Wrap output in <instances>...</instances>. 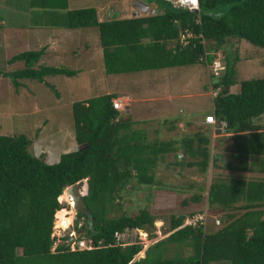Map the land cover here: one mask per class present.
<instances>
[{
	"label": "trees",
	"instance_id": "16d2710c",
	"mask_svg": "<svg viewBox=\"0 0 264 264\" xmlns=\"http://www.w3.org/2000/svg\"><path fill=\"white\" fill-rule=\"evenodd\" d=\"M26 1L30 20L16 22L19 27H96L105 73L203 64L208 70L206 88L214 95L210 109L187 122H198L199 129L180 141L148 140L144 130L133 127L126 110L123 115L113 107L117 94L112 92L72 102L77 148L61 153L54 163L45 160L44 152H34L39 128L34 137L0 134V264H264V179L215 180L207 200L209 210L219 213L222 226L206 231L200 221L185 224L189 216L206 209L205 194H195L191 200L202 206L171 214V233L150 245L138 259L134 257L142 244L134 241L121 246L115 243L114 233L125 229L152 233L158 213L144 208L110 215L122 205L132 182L147 187L156 183L157 163L169 153L181 150L179 164L198 166L203 172L211 162L218 165L224 154L221 150L211 153L210 130L220 143L230 140L231 157L242 162L234 165L229 161L228 168L264 173V75L238 81L236 69L240 40L264 47V0H199V11L174 7L166 0H140L148 5L146 12L102 18L95 7L69 8L68 0ZM20 2L7 0L6 14L18 16ZM2 12L0 28L7 25ZM184 30L194 36L183 46L178 39ZM43 53L44 48L14 54L8 62L22 61L24 66L0 71V76L11 77L19 86L22 79L43 82L46 76L77 73L64 66L39 63ZM217 58L221 68L215 73L211 65ZM236 84L239 88L234 89ZM207 116L215 122L206 123ZM167 121L163 120V125ZM176 121L171 119L168 128L174 129ZM187 157L193 159L187 161ZM75 183L88 187L85 201L92 223L77 212L73 227L83 219L84 236L92 238L94 244L90 249H70V227L52 235L56 214L64 209L59 197ZM242 210L237 215L236 211ZM171 243L184 244L191 253L167 258L164 254Z\"/></svg>",
	"mask_w": 264,
	"mask_h": 264
},
{
	"label": "rangeland",
	"instance_id": "374dc122",
	"mask_svg": "<svg viewBox=\"0 0 264 264\" xmlns=\"http://www.w3.org/2000/svg\"><path fill=\"white\" fill-rule=\"evenodd\" d=\"M6 1L0 0V11L3 10L2 16L7 21V25H4V28L0 31V71L3 72L17 70L24 66L22 61L14 63L7 61L9 57H12L11 55L15 50H22L23 48L16 47L14 52H11V49H6L5 53L2 48L13 45L10 39L12 36L11 32L13 30L18 31L16 22L24 23L30 20V16L25 10L27 8L26 0H20L21 2L18 4V16L6 14L8 13V11L4 10L7 7ZM141 1L146 2V0ZM135 2L136 0H68V6L69 8L95 7L100 13V18H102L115 14L129 15L137 10ZM148 3L151 6L153 5L151 2ZM15 9L16 7L12 8V10ZM87 29L92 30V32L88 34ZM52 30L54 32L60 31L61 34L64 33V39L59 37L61 40L60 44L62 42L68 47L75 45L77 48H73V52L68 51L70 56L67 62L62 60L61 62L65 63L62 64L60 61L57 62L61 57L60 53L58 59L50 58V56H53L52 45H50L45 54L43 53L41 60H39L40 63L46 65H53L54 63L58 65L61 63L59 66L71 68L77 73L72 76H46L43 82L35 79H22L19 86L13 84L11 77L0 76V134L2 135L18 136L23 133L29 137H34L36 130L39 128L36 138L39 135H43L45 141L52 139L49 144L56 146L54 156L60 157L62 151L60 147L64 145V138L67 141L73 137L71 135V130L74 128L71 101L99 96L114 89L137 93L148 92L146 93L147 98L151 96L148 95L149 93L154 94L156 92L159 95L163 91L171 90V99H160L154 102V105L148 101L141 102L137 105V114L133 116L138 118L139 121L135 127H141L146 132L148 140L157 138L180 141L184 135L196 131L198 124L196 122V125L189 126L183 123L200 116L212 106L211 101L214 92L212 93L213 90L211 88L210 90L206 88L208 70L203 64L107 74L103 67L101 47L97 42L96 32L98 30L96 27H81L77 28V31H74V29ZM52 30L44 27L32 31L33 41L30 42L32 48L27 49H35L34 40L37 37L47 38ZM42 41L46 40L43 39ZM237 46L239 47L240 55L236 65L238 81L262 77L264 75V47L253 45L243 39L238 42ZM236 87L239 88V84H236L234 89ZM208 91H210V95ZM201 92H205L204 95ZM183 94L191 96H184ZM120 102L122 103L120 110H122L121 113L124 115L125 108L127 104H130V100L123 99ZM171 119L177 120L174 129L168 128ZM163 120H168L165 125H163ZM60 128L69 129V133L63 139L57 140L54 134L50 137L47 136V132L51 133V131ZM210 132L212 137L211 153L214 154L221 150L224 154L223 160L219 161L218 165H214L211 162L208 171L203 172L198 166L189 167L186 163L179 164L182 161L180 158L183 156L181 150L176 153H169L164 156L162 161L157 163L156 183L151 187H147L145 185L137 186L135 182H132L127 188L122 205H117L112 210L111 216H118L122 213H135L144 208H150L152 213H158L154 221V229L151 230L152 233L143 229L134 231V234L135 232L136 234L133 241L142 244L141 251L135 255L134 259L143 256V252L150 245L166 238L171 233L169 229L171 214L188 213V211L202 206L201 203L191 200L195 194H205L204 208L206 209L204 212H197L193 215L206 214V217L202 220L206 231L220 228L222 221L219 213L209 210L210 205L207 200L208 190L215 180L234 177L264 179V173L258 170L240 171L228 168L226 165L229 161H233L234 165H241L242 162L233 160L231 157L233 151L228 150L232 146L230 140H227L226 144L220 143L218 135L214 134L215 131L210 130ZM42 144L44 145L45 143ZM43 145L36 144L34 149L36 146L37 149L34 152L37 154L40 149L43 150L45 148ZM177 155L179 157H176ZM186 159L190 161L193 158L187 157ZM48 160L54 163L53 160ZM257 162L259 167L261 162L259 160ZM133 184L136 185V188L133 187ZM64 209L68 211L61 210L59 211L60 213L56 214L53 224V236H58L71 221L73 210ZM64 211L65 216L63 218L66 221L62 222V213ZM236 212L239 215L244 210ZM189 218L191 217L189 216ZM216 219H219L218 224L215 222ZM17 253L20 254V251H17ZM190 253V247L184 244L171 243L168 244V249H166L164 256L170 258L187 256Z\"/></svg>",
	"mask_w": 264,
	"mask_h": 264
},
{
	"label": "crops",
	"instance_id": "0c3cea01",
	"mask_svg": "<svg viewBox=\"0 0 264 264\" xmlns=\"http://www.w3.org/2000/svg\"><path fill=\"white\" fill-rule=\"evenodd\" d=\"M4 27H1L0 28V31L1 29H3ZM37 29H41V28H34V27H29V26H26V25H22L21 27L17 26V30L18 31H15L13 30L11 33H12V36H11V39L10 41L12 42L13 45H8L9 47H6V48H2V50H4V53H5V50L6 49H11V52H14V48L16 47H21L23 48L22 50H15V52L11 55L13 56L14 54H17L19 52H22V51H25V50H28L27 48H32L31 47V41H33V33L32 31L34 30H37ZM52 29H58V30H61V28H50V30ZM74 31H77V29H74ZM87 32L88 34H90L92 32V30H88L87 29ZM74 33V32H73ZM63 34H61V32H54L53 30L48 34V37H44V38H41V37H37L35 40H34V46H35V49H29V50H38V49H41V48H44V54L45 52L47 51V49H49V46L52 45V51H53V56H50V58H53L54 60L58 59V55L59 53L61 54V57L60 59L57 60V62H61L62 60H65L67 62L68 58H69V54H68V51H71L73 52V48H77V46H73V47H68L66 45H64L62 42L61 44L59 43L61 40L59 37H62L63 38ZM35 35H37V33H35ZM76 35V34H75ZM96 37H97V42H98V45L101 47L100 45V42H99V36H98V32H96ZM43 39H45L46 41H42ZM64 39V38H63ZM81 39V38H80ZM3 40V39H2ZM47 41H50V42H47ZM75 41V39H74ZM55 51H58V52H55ZM101 51H102V47H101ZM11 58V57H9ZM8 58V59H9ZM7 59V61H8ZM41 60V59H40ZM56 62V63H57ZM40 63V61H39ZM62 64H65L63 62H61ZM60 63V64H61ZM60 64L58 65H55V63L53 64V66H59ZM79 67V65H78ZM71 69V68H69ZM147 71V70H145ZM147 91V90H145ZM116 93L117 94V97L114 98V99H118V100H123V99H129L130 100V104H127L125 110L127 111V114L130 115V118L131 120L134 122L133 124V127H135L136 124H138V118H136L135 116H133L134 114H137V105L141 102H150L154 105V102L160 100V99H171V90H166V91H163L162 93H160L159 95L156 94V92L154 94H148V95H151L147 98V94L148 92H131V91H121L120 89H114V90H110L106 93ZM205 92H201V94L204 95ZM209 95H210V91H208ZM184 96H191V95H185L183 94ZM82 99H86V98H82ZM81 99V100H82ZM73 102V101H71ZM45 122V121H44ZM198 123V122H197ZM197 123H194V125H196ZM183 124H189L190 125H193V124H190V123H183ZM199 126L200 124L198 123L197 124V129H199ZM194 128V127H192ZM139 129H142L141 127H139ZM72 131V134L73 137L71 140H67L66 141V138L65 135L69 133V129L68 128H64V129H56L55 131H51L50 132H47V136H52L53 134L55 135L54 137H57V140H60V139H63L64 138V145L63 147H60L62 149L61 153L62 152H68V151H72V150H75L77 148V143L75 141V138H74V128ZM70 135V136H71ZM36 141H34V146L37 144V145H43L42 143H45L43 146L45 147L43 150H39L37 152V154L39 153H42V152H45V155H46V161L51 163L48 159H51L53 160V162H56L59 157H55L54 154L56 151H54V149L56 148L55 145H50L49 142H52V139H48V140H44L43 138V135H39L38 138L35 139ZM37 149V146L36 148ZM64 224V223H63Z\"/></svg>",
	"mask_w": 264,
	"mask_h": 264
},
{
	"label": "built area",
	"instance_id": "2783aa9c",
	"mask_svg": "<svg viewBox=\"0 0 264 264\" xmlns=\"http://www.w3.org/2000/svg\"><path fill=\"white\" fill-rule=\"evenodd\" d=\"M167 2H169L172 6L174 7H181L184 9H188L190 11H199V0H166ZM193 33L189 30H184L179 34V39L178 42L181 45H186L189 41L188 39L190 37H193ZM204 43V39L201 40ZM219 54V53H217ZM205 59V58H204ZM210 65V64H209ZM212 69L215 73H217L218 69L221 68V63L219 61V58H217V60H214V62L212 63ZM113 107L115 109H120L122 107V103L118 100V99H113L112 101ZM206 123H214V117L212 116H207L205 119ZM87 179H85L86 181ZM69 187V186H68ZM65 188L64 191V200H61L62 203H67L69 205H73L74 204V197L72 194H70L67 190V188ZM79 192L80 194L84 197L88 194V187L86 184L79 186ZM204 215L198 214V215H193L191 216V218H187L185 221V224H195L196 222L200 221L201 223L202 220H204V218L206 217ZM217 224L219 223V219H216L215 221ZM134 231H136V229H134ZM134 231L131 232L128 229H125L124 231L120 232V231H116L114 233V237H115V243L119 244L121 246H125L128 245L133 241V238L135 237ZM70 239H69V246L71 250H81V249H90L92 247H94L93 244V240L90 237L84 238V237H76L75 236V231L72 229L70 232ZM134 234V235H133Z\"/></svg>",
	"mask_w": 264,
	"mask_h": 264
},
{
	"label": "water",
	"instance_id": "95a60500",
	"mask_svg": "<svg viewBox=\"0 0 264 264\" xmlns=\"http://www.w3.org/2000/svg\"><path fill=\"white\" fill-rule=\"evenodd\" d=\"M136 11L134 14H138L139 11L146 12L148 10V5L141 2L140 0H137L135 2ZM154 11V10H152ZM68 192L73 195L74 197V209L86 217L87 221L89 223H92L93 215L91 210L89 209V206L87 205L85 198L81 196L79 190H78V184H72L67 188ZM84 228H80L79 231L76 233L77 236L84 233Z\"/></svg>",
	"mask_w": 264,
	"mask_h": 264
},
{
	"label": "clouds",
	"instance_id": "9594fccd",
	"mask_svg": "<svg viewBox=\"0 0 264 264\" xmlns=\"http://www.w3.org/2000/svg\"><path fill=\"white\" fill-rule=\"evenodd\" d=\"M136 1H137V0H136ZM134 12H135V11H134ZM117 110H120V109H117ZM77 184H78V190H79V183H77ZM64 191H65V189H64ZM64 191H63V193H62V194L60 195V197H59V201H60V202H61V200H64V198L62 199V197L64 196ZM81 196H82V195H81ZM82 197H83V196H82ZM84 198H85V196H84ZM74 202H75V200H74ZM61 204H63V206H62L61 209H63V208H69V209H72V210H73V212H72V217H71V221H70V223L67 225V227H65L64 229L70 227L71 230L73 229V230L75 231V236H76V237H78V238H80V237L87 238L86 236H84V233L81 234V235H79V236L76 235V233L79 231V229L82 228L81 225L83 224V219H80V220L78 221V223L76 224V225H77L76 228L73 227V226H75V221H76V218H77V216H76L77 211L74 209V204H73V205H69V204H67V203H62V202H61ZM66 210H67V209H66ZM84 232H85V231H84Z\"/></svg>",
	"mask_w": 264,
	"mask_h": 264
},
{
	"label": "bare ground",
	"instance_id": "6f19581e",
	"mask_svg": "<svg viewBox=\"0 0 264 264\" xmlns=\"http://www.w3.org/2000/svg\"><path fill=\"white\" fill-rule=\"evenodd\" d=\"M63 210H66V209H63ZM68 211V210H67ZM60 213V212H59ZM65 216V211H64V213H62V222H65L66 220H64V217Z\"/></svg>",
	"mask_w": 264,
	"mask_h": 264
}]
</instances>
